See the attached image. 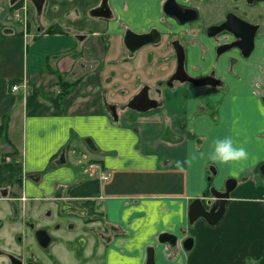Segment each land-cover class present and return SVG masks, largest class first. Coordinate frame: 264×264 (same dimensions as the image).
Masks as SVG:
<instances>
[{
    "label": "crops",
    "instance_id": "0c3cea01",
    "mask_svg": "<svg viewBox=\"0 0 264 264\" xmlns=\"http://www.w3.org/2000/svg\"><path fill=\"white\" fill-rule=\"evenodd\" d=\"M112 1L113 16L106 19L91 16L102 0L85 6L84 0H44L41 11L31 0H0V129L6 127L0 133V186L23 175L35 199L61 189L70 199H95L119 228L107 264H146L149 249L156 264H264V106L258 96L264 93V57L258 56H264V32L256 60L231 66L226 57L217 59L207 30L224 18L232 0H224L206 27L203 15L220 0H179L198 11L195 26L162 16L163 0L152 22L153 0ZM16 13L29 22H19ZM81 17L87 22L77 25ZM155 25L161 43L130 55L125 34L141 35ZM176 40L187 53L189 74L214 73L218 86L166 84L178 67L171 45ZM62 82L69 86L65 95ZM144 85L159 87L150 96L158 107L128 109ZM109 105L118 107L119 123ZM226 136L247 149V161L217 165L207 159L213 140ZM190 156L191 167L177 171L176 161ZM88 162L99 163L94 176ZM229 179L237 186L221 221L191 225L192 202L205 201L211 187L223 190ZM0 202L5 209L8 202ZM163 233L176 235L178 245L160 244ZM190 238L194 246L186 251Z\"/></svg>",
    "mask_w": 264,
    "mask_h": 264
},
{
    "label": "flooded vegetation",
    "instance_id": "af4514ba",
    "mask_svg": "<svg viewBox=\"0 0 264 264\" xmlns=\"http://www.w3.org/2000/svg\"><path fill=\"white\" fill-rule=\"evenodd\" d=\"M166 1L167 0H163L160 12L162 16L169 17L164 13V4ZM223 1L224 0H220L217 4ZM177 2L181 4L179 0H177ZM224 4L223 2L222 5H220L221 8L217 9L218 12L224 9ZM261 4L264 5V0H232L231 7L225 12L224 18L215 25L225 23L228 16L233 14L242 21L258 27L252 41L253 49L249 54L252 33L250 29L244 30L243 26H234V28H238V32L242 36L240 39L235 38L234 35L229 32H223L213 38H210L207 33V36L216 43L215 53L217 59L226 57V61L229 62L231 66H234L242 60H251L257 56L258 41L263 36L264 32V12L257 13L254 9ZM181 5L188 7V5L185 4ZM162 23L163 29L166 22L164 23L162 21ZM188 24H193V22ZM180 25L185 26L186 24ZM160 29L158 25H155L149 31L141 33V35L157 30L161 35L162 41L163 34ZM259 34L261 36H259ZM161 41L158 44H160ZM173 42L174 41H172V43ZM233 44L239 45L244 53L235 46L223 52V47ZM245 54L249 55L245 56ZM258 56L264 57L263 54H258ZM254 63L259 62L254 61ZM173 75L171 77H173ZM208 77L212 78L205 77V82L209 83L206 86H218L220 84V81H217L218 79L215 77L214 73ZM168 81H166V84ZM163 85H165V83L160 84V86ZM146 87H148L149 95L150 92H154L156 95L160 92V89H158L159 87L153 89L148 85H144L137 94L142 92ZM200 87H205V85ZM258 94L261 93L259 92ZM258 96L261 97V102L264 106V93ZM98 164L99 163L88 162V174L90 173L91 176H94L97 172L95 168ZM28 180L33 181L35 179L32 177ZM24 183L25 177H23V175H18L17 178H15L14 185L0 186V201H7L10 207V213L4 217H0V237H2L1 232L7 227V231L11 230L13 233L17 234L15 239L19 241L18 246L20 247V249L15 252H7L6 250L0 249V256L6 259V262H3V264H89L91 259L96 258L100 259L99 264H107L109 256L113 254L112 250L115 247L119 228L109 223L107 214L99 210L95 199H70L66 197V193L63 189L55 192L54 195L52 194L49 197L42 196L40 199H35V197H30V194L26 192ZM226 185L227 183L224 189L221 190L222 192L225 191ZM211 190L212 187L209 190L210 196L205 197V201L213 199ZM0 204L2 203L0 202ZM49 205L52 206L51 210H45V213L42 214L41 217L43 215L54 217L57 222L54 224L46 223L45 225H40L39 222L36 223L33 220V217L37 215L36 209H42ZM164 234L172 235L170 233H163L162 235ZM162 235L159 237L160 244ZM2 238H6V236ZM32 242H35L39 247V253L30 251V249L32 250ZM62 248L64 250H62ZM86 252H89L88 256ZM152 253H154V250L149 249L148 259ZM109 262H111V259H109Z\"/></svg>",
    "mask_w": 264,
    "mask_h": 264
},
{
    "label": "water",
    "instance_id": "95a60500",
    "mask_svg": "<svg viewBox=\"0 0 264 264\" xmlns=\"http://www.w3.org/2000/svg\"><path fill=\"white\" fill-rule=\"evenodd\" d=\"M37 9L41 11L44 0H31ZM164 13L170 18L176 19L180 24L185 25L191 22H194L198 19L199 14L198 11L194 8L184 7L177 2V0H167L164 4ZM91 16L97 18H106L110 19L113 16L112 10L109 5V0H102V3L99 7L93 9L91 11ZM234 26H243L244 30L250 29L252 33V40L250 44L249 54L253 49V38L254 34L257 31L258 27L252 26L237 16L231 14L228 16L227 21L221 25H214L207 30L208 36L213 38L218 34L223 32H229L234 35L235 38L240 39L242 37L238 32V28H234ZM124 43L126 48L129 50L130 55H135L141 48L147 45H155L161 41V35L157 30H154L151 33L137 35L132 32H127L125 34ZM172 46L175 50L178 67L173 77L168 81L167 85L172 87L175 82L179 83H192L194 86L200 87L203 85H208L209 83L205 82V78L203 79H195L189 75V73L185 69V60L186 53L184 47L181 45L179 41H174ZM237 47L241 49L244 53L243 49L239 47L237 44H233L231 46L223 47V52L229 50L232 47ZM249 54H245L248 56ZM212 78V77H206ZM128 109L137 111L140 113H146L151 109L158 107V101L151 99L148 87H146L142 92L137 94L127 105ZM108 111L115 123H119V115H118V107L116 105H109ZM213 173H215V170ZM259 172L264 177V163L260 166ZM210 180V179H209ZM237 186V181L234 179H229L227 181L225 191H218L215 188H212L211 195L213 199L208 201H204V199H195L190 205L189 210V220L190 224L193 225L200 219L205 220L209 225L216 226L221 219L223 218L226 212L227 202L230 199V195L232 191ZM161 244H168L171 247H175L178 245V237L176 235H168L164 234L161 236ZM193 239H187L183 246L186 251H191L193 249ZM147 264H156L154 259V253L149 256Z\"/></svg>",
    "mask_w": 264,
    "mask_h": 264
},
{
    "label": "rangeland",
    "instance_id": "374dc122",
    "mask_svg": "<svg viewBox=\"0 0 264 264\" xmlns=\"http://www.w3.org/2000/svg\"><path fill=\"white\" fill-rule=\"evenodd\" d=\"M109 2L110 3H114V1H112V0H109ZM153 2H152L153 5L151 4V6H148L149 11L151 10V12H149V21L150 22L157 20L156 17H157V10H158V3H159V1L158 0H153ZM92 3L95 4L96 2H94V0H91V2L88 1V0L87 1L84 0V2L82 3V6H85V5H93ZM222 3L220 2L219 4H216L215 5V8L212 9V10H210L211 12H209V10H208V12H206V14L203 15L205 19H202V23H201V26L202 27H206L207 26L208 21L206 19H208L210 17V15H212V17H213V16H215L218 13L217 9L218 8L219 9L221 8L220 5H222ZM224 6H225V4H224ZM143 8H145V4L144 3L142 4V2H141L140 9H143ZM258 12H261V13L264 12V8H262V7L261 8H258L257 9V13ZM27 17H29V16L27 15ZM25 18H26L25 16L21 17L19 19V22H23ZM87 19L88 18H86V17L78 18V19H76V24L77 25L84 24V23L87 22ZM26 21L29 22V18H27ZM195 22H197V21H195ZM195 22H193V25L194 26L196 25ZM187 25H189V24H187ZM136 33H139V32L136 31ZM259 36H261V35L259 34ZM150 96L151 97H155L156 94L154 92H150ZM77 159L78 160H83V155H82L81 152H79L77 154ZM85 162H86L85 160L84 161H81L80 166L83 167V164ZM1 205H3V204H0V206ZM3 208H5V209H2V210L0 209V217H4L5 215H8V213H10V207H9V205L4 206ZM51 208H52V206L49 205V206H46L45 208H42V209H36V214L37 215L35 217H33V220L36 223L39 222L40 225H45L46 223H51V224L56 223L57 220L54 217H48L46 215H43L41 217V215L45 213V210H51ZM7 230H8V228L6 227L4 229V231L1 232V236L2 237H5L6 236V238L0 237V249L6 250L7 252H15L18 249H20V247L18 246L19 241L17 239H15L17 234L16 233H13L11 230H9V231H7ZM31 245H32V250L30 249L31 252H35V253H39L40 252L39 247L37 246V244L35 242H32ZM62 250H64V249L62 248ZM88 254H89V252H86V255L87 256H88ZM99 260L100 259H98V258L91 259L90 262H89V264H99ZM3 262L5 263L6 262V259L3 256H0V264H3Z\"/></svg>",
    "mask_w": 264,
    "mask_h": 264
},
{
    "label": "clouds",
    "instance_id": "9594fccd",
    "mask_svg": "<svg viewBox=\"0 0 264 264\" xmlns=\"http://www.w3.org/2000/svg\"><path fill=\"white\" fill-rule=\"evenodd\" d=\"M194 159L195 157L190 156L186 160L176 161L175 167L177 171L181 173L185 172V165L191 167ZM207 159L217 165H236L247 161L249 154L243 145H237L230 136H226L213 140L211 151L207 154Z\"/></svg>",
    "mask_w": 264,
    "mask_h": 264
},
{
    "label": "built area",
    "instance_id": "2783aa9c",
    "mask_svg": "<svg viewBox=\"0 0 264 264\" xmlns=\"http://www.w3.org/2000/svg\"><path fill=\"white\" fill-rule=\"evenodd\" d=\"M23 10H25V7H23ZM21 17H22V16H21L20 13H16L15 18H16L18 21H19V19H20ZM24 21H26V18L24 19ZM18 89H19V86H18V85L13 87V90H18ZM101 178H102L103 180H108V179H109V176H108L107 174L103 173L102 176H101Z\"/></svg>",
    "mask_w": 264,
    "mask_h": 264
},
{
    "label": "trees",
    "instance_id": "16d2710c",
    "mask_svg": "<svg viewBox=\"0 0 264 264\" xmlns=\"http://www.w3.org/2000/svg\"><path fill=\"white\" fill-rule=\"evenodd\" d=\"M67 88H69L67 83H61V89L63 90L62 94L65 95L67 93ZM6 132V127L0 129V133L3 134ZM8 156V155H7Z\"/></svg>",
    "mask_w": 264,
    "mask_h": 264
}]
</instances>
